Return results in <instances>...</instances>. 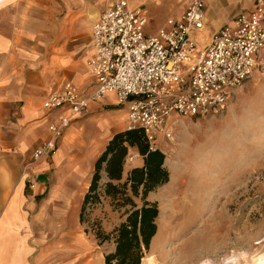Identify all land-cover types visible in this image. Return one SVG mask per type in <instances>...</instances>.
<instances>
[{
    "label": "crops",
    "instance_id": "0c3cea01",
    "mask_svg": "<svg viewBox=\"0 0 264 264\" xmlns=\"http://www.w3.org/2000/svg\"><path fill=\"white\" fill-rule=\"evenodd\" d=\"M108 2L0 0V264H89L83 256L61 257L57 231L62 210L36 208L37 200H63L70 186L89 176L111 137L110 127L117 125L115 133L125 130L126 105L118 104L114 93H106L65 128L51 158L32 161L31 152L47 138L48 123L64 112L45 108L46 96L65 82L81 94L96 86L85 61L93 53L92 25ZM237 3L203 0V42L253 7V0L239 10ZM107 96L109 101L104 100ZM104 107L112 113H103ZM142 164L137 149L129 147L123 176ZM40 176L46 181H37ZM48 225L58 240L44 245Z\"/></svg>",
    "mask_w": 264,
    "mask_h": 264
},
{
    "label": "rangeland",
    "instance_id": "374dc122",
    "mask_svg": "<svg viewBox=\"0 0 264 264\" xmlns=\"http://www.w3.org/2000/svg\"><path fill=\"white\" fill-rule=\"evenodd\" d=\"M188 1L127 0L131 9L144 11L147 34L174 19ZM249 1L238 0V10ZM204 37L202 31L196 40ZM104 108L103 113H112L110 107ZM178 121L169 139H159L168 181L147 195L159 212L156 233L140 264H264V74H254L235 88L222 108ZM117 129L110 127L111 137ZM92 172L70 186L63 200L40 199L36 208L62 210L57 232L63 259L77 255L89 264H104V255L114 244L100 243L95 232L100 228L110 233L124 219L127 207H114L103 195L107 178L102 171L99 202L87 206L80 221ZM37 179L46 181L45 176ZM133 200L140 204L139 197ZM53 234L48 225L44 245L58 240Z\"/></svg>",
    "mask_w": 264,
    "mask_h": 264
},
{
    "label": "built area",
    "instance_id": "2783aa9c",
    "mask_svg": "<svg viewBox=\"0 0 264 264\" xmlns=\"http://www.w3.org/2000/svg\"><path fill=\"white\" fill-rule=\"evenodd\" d=\"M146 18L127 0H109L92 25V55L85 61L96 86L87 94L65 82L43 105L64 110L47 125V138L33 148L31 160L51 158L65 128L87 112L90 102L114 93L126 105L125 130L142 132L149 149L169 139L179 117H205L222 108L233 90L254 74H264V0L239 12L205 42L203 0H189L184 10L154 33Z\"/></svg>",
    "mask_w": 264,
    "mask_h": 264
},
{
    "label": "trees",
    "instance_id": "16d2710c",
    "mask_svg": "<svg viewBox=\"0 0 264 264\" xmlns=\"http://www.w3.org/2000/svg\"><path fill=\"white\" fill-rule=\"evenodd\" d=\"M129 147H135L142 156V166L130 168L123 176L124 160ZM164 152L159 148L149 149L142 132L124 130L115 133L94 162L87 191L84 193L79 220L87 206L99 202V182L103 171L107 180L102 193L111 200L114 207L126 208L124 219L110 233L95 232L100 243L112 241L114 249L104 255V264H140L148 251L151 239L156 233L158 206L147 199L149 192L168 181V171L163 166ZM133 197L140 198L137 204Z\"/></svg>",
    "mask_w": 264,
    "mask_h": 264
},
{
    "label": "bare ground",
    "instance_id": "6f19581e",
    "mask_svg": "<svg viewBox=\"0 0 264 264\" xmlns=\"http://www.w3.org/2000/svg\"><path fill=\"white\" fill-rule=\"evenodd\" d=\"M177 123H178V121H177Z\"/></svg>",
    "mask_w": 264,
    "mask_h": 264
}]
</instances>
